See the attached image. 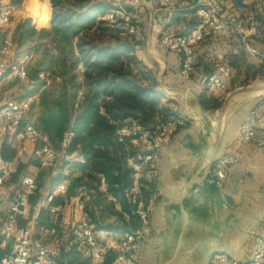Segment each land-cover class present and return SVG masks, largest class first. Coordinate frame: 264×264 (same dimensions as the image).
I'll return each instance as SVG.
<instances>
[{
  "label": "crops",
  "instance_id": "obj_1",
  "mask_svg": "<svg viewBox=\"0 0 264 264\" xmlns=\"http://www.w3.org/2000/svg\"><path fill=\"white\" fill-rule=\"evenodd\" d=\"M124 1L143 20L135 35L140 41L136 47H139V59L153 71L156 90L161 93L158 106L176 105L184 121L176 128L172 147L161 153L152 170L144 166L140 173L143 199L153 206L150 220L154 238L138 253L139 264H161L172 256L178 242L180 249L173 264H216L211 257L216 251L235 259H248L264 237V191L260 186L264 181V147L257 149L255 139L248 144L240 143L238 127L252 111L264 115V72L227 28L220 36L196 46L197 58L190 78L183 79L179 75L178 55L162 48L158 39L163 32L191 30L196 25L197 14L190 9L201 0L195 6L189 0H177V10L171 14L156 11L154 0H140L137 4ZM215 1L221 4L226 17L247 26L252 45L264 46V0ZM98 2L104 0L95 3ZM4 4L5 0H0V5ZM44 4L40 7L47 8L46 24L38 26L39 17L24 18L37 31L50 28L49 0ZM250 15L254 17L252 25ZM17 24L11 27L14 29ZM3 30L0 29L1 39ZM221 64L232 69L225 92L205 86L206 77ZM31 90L32 85H21L23 96ZM34 96L33 106L37 104V94ZM132 143L138 148L136 141ZM233 147L239 148L240 159L228 170L223 187L217 188L214 168ZM70 158L81 161L77 152ZM34 167L38 168L29 164L28 169ZM104 188L100 185L101 191ZM85 194L81 189L77 196L63 200L62 222L67 224L64 229L83 216L79 200Z\"/></svg>",
  "mask_w": 264,
  "mask_h": 264
},
{
  "label": "built area",
  "instance_id": "obj_2",
  "mask_svg": "<svg viewBox=\"0 0 264 264\" xmlns=\"http://www.w3.org/2000/svg\"><path fill=\"white\" fill-rule=\"evenodd\" d=\"M154 1L156 11L171 14L177 10V0ZM139 2L140 0H132L133 4ZM111 6V11L107 12L104 18L113 21L120 17L125 31L134 34L143 21L142 17L134 11L132 14L129 13L128 4L124 0H111ZM195 8L199 22L191 30L186 33L163 32L158 39L162 48L178 55L179 75L183 79L190 78L197 58L196 46L206 39L220 36L227 28L239 39L248 55L264 72V46L255 47L251 44L249 29L242 21L226 17L221 4L215 0H201ZM15 9L13 5H0V27L4 29L0 42V248L5 249L8 246L10 248L9 252L0 257V264H55L59 250L61 248L67 250L71 246H74L83 257L89 258V264H139L138 253L154 238L150 223L153 206L146 204L143 199L139 184L140 173L144 166L152 170L161 153L172 147L177 126L184 124L178 115L177 106L172 105L169 108L170 115L164 121L157 119L147 127L135 124L133 127L123 126L117 132L119 139L123 136L136 135L131 141H138L141 145L140 153L137 155L138 162L129 159L133 171V184L126 192L139 223L137 229L114 234L96 228L84 214L71 222L70 233L68 231L67 236H64L55 224L34 226L32 222H28L25 226L20 225V219L28 213L30 198L38 189L37 171L20 175L15 184L7 187L11 177L17 173V165L14 161L4 160L1 153L3 147L8 145L14 149L15 156L23 155L29 152L31 145L37 143L40 134L33 123L27 120L35 96L29 94L15 99L1 92L7 75H13L22 82L28 81L27 65L32 58V54L27 52L15 60H9V55L16 44L14 29L9 26L14 18ZM253 20V15H250V25L253 24ZM83 73L84 67L80 64L77 66V79L80 82L83 81ZM231 73L232 69L228 65H218L215 71L206 77L205 86L214 91L225 92L226 80ZM38 76L41 80L47 81L50 73L43 70L38 72ZM83 92L81 87L77 92L75 107ZM14 136L21 139L17 146L12 143ZM72 137L73 132L67 130L57 148L47 142L39 145L33 153L40 166L51 165L58 156L66 158ZM254 139L256 148L263 149L264 115L256 111H252L238 127L240 143L248 144ZM240 156L239 148L233 147L218 160L213 176L219 188L223 187L228 170L239 161ZM100 185L105 187L103 178H100ZM260 186L264 191V181ZM66 187L67 183L61 181L46 191L34 208V215H38L41 209H47L53 215L61 214L65 204L52 202L56 195L66 191ZM115 206L119 208L118 204ZM212 260L216 264H264V237L259 248L248 259L239 260L227 253L218 252L212 255Z\"/></svg>",
  "mask_w": 264,
  "mask_h": 264
},
{
  "label": "trees",
  "instance_id": "obj_3",
  "mask_svg": "<svg viewBox=\"0 0 264 264\" xmlns=\"http://www.w3.org/2000/svg\"><path fill=\"white\" fill-rule=\"evenodd\" d=\"M189 1L192 6L196 5L197 0ZM110 4L91 3L90 0H50L49 30L37 31L28 19H24L14 29V41L19 46L33 44L34 47L29 48L42 50L38 66L55 65L51 82L47 86L39 83L42 87L37 92L40 108L37 123L39 132L45 137L44 142L59 145L63 134L71 130L73 137L66 154L77 152L81 158V161L66 164L70 172L58 181L67 182L66 191L64 195H56L52 203L77 196L83 189L87 194L81 195L79 200L83 214L96 228L113 233L139 227L133 205L126 195L133 184L129 159L138 162L136 146L131 141L136 135L119 139L117 132L123 126H131L132 122L147 127L158 116V120L164 121L170 111L158 106L161 93L156 90L155 81L147 77L144 80L133 73L130 66L137 63L134 50L140 44L135 38L137 31L124 33L125 37L116 36V29L108 27L103 19ZM190 10L196 12L195 7ZM194 19L195 25L199 18L195 16ZM93 29L108 30L113 41L94 40L90 35ZM49 46L54 51H50ZM29 48L25 53L30 52ZM77 63L84 66L82 84L77 82L74 74ZM28 65V80L34 81L43 68L35 69L31 75ZM55 74L60 79L58 83L54 82ZM81 85L83 97L75 107L76 92ZM1 155L4 160L13 161L15 151L5 145ZM32 164L38 166L35 162ZM23 168L24 165L18 164L17 173L11 179L18 180ZM100 178L104 180V191L100 190ZM116 204L119 209L115 208ZM104 213L112 216L113 221L105 219ZM54 216L56 223L58 215ZM7 252V249H0V257ZM56 260L57 264H89V258L83 257L74 246L61 249Z\"/></svg>",
  "mask_w": 264,
  "mask_h": 264
},
{
  "label": "rangeland",
  "instance_id": "obj_4",
  "mask_svg": "<svg viewBox=\"0 0 264 264\" xmlns=\"http://www.w3.org/2000/svg\"><path fill=\"white\" fill-rule=\"evenodd\" d=\"M96 1L97 0H94V3ZM5 2H6V4L13 5L14 7H16V9H15L16 12L14 15L15 19L13 20V24L11 21L9 26L17 24V21L19 19H22V18L24 19L28 15L40 18V22H39L38 26L46 24V22H47L46 18H47V16L49 17L48 11H47V8L45 6H43V7H40V6L45 5L44 2L48 3V0H5ZM49 2H50V0H49ZM104 2L105 3H111V0H104ZM49 7H51V6H49ZM127 8H128L127 11L132 14L133 11L129 10V7H127ZM111 9H112V6H110V8L106 11V13L111 11ZM105 14L103 16L104 20H106L104 18ZM106 22L109 25L108 27H113L114 29H116L115 30L116 36L125 37V34L128 35V32L125 31V26H124L123 20H121L120 17L115 18L113 21L106 20ZM13 27H15V26H13ZM0 29H3V28L0 27ZM90 35L93 37L94 40L97 38V40L100 41L101 43H107L109 41H113V38H112L113 35L108 30L103 31V32H99L98 30L93 29L92 31H90ZM0 42H1V33H0ZM32 46L34 47L33 44H21L19 46V44L16 43L13 51L9 55V60H15L21 54L25 53L26 49H28L29 47H32ZM49 48H50V51H54L52 46H49ZM29 50H30L29 53H31L33 55V57L31 58V60L29 62V65H28L29 73L31 75H34L35 69L43 68V70H44V68H45L48 70H44V71H49L50 76L48 77L46 82H42L41 79L39 78V76H37L34 81L28 80L26 82H22V81H19L17 78H15L13 75H7L5 80L3 81V85L1 87V92L5 93L9 97H12L15 99L22 97L23 94L21 91V85H23V84L25 85V83H26V85H32V90H31L30 95H36L37 92L40 90V87H42V86H39V83H45L47 86L48 83L51 82L50 77L54 71L55 65L54 66L53 65L52 66H48V65L38 66V62L40 61L42 50L37 51V50H33L32 48H29ZM138 51H139V47H135L134 53H135V56L137 58V63H136V65H134L132 63L130 66L131 69L133 70V73L138 75L140 78H142L144 80H146L147 78L153 79V76H154L153 71L151 70V68H149L147 65H145L141 59H139V52ZM80 64L81 63H77L75 70H74V74H75L77 82L82 84L83 81L80 82L77 79V66ZM43 70H39V72L43 71ZM53 77H54L55 83H58L60 81V79L57 77L56 74ZM83 80H84V78H83ZM81 87H82V85L78 88V90ZM78 90H77V92H78ZM77 92H76V96H77ZM34 101H36V99H34ZM169 108H167V109H169ZM39 114H40V108H39V104L37 103L35 106L32 105V107L29 111V114L27 116V120L30 121L31 123H33V125L36 127L38 132H39V129H38L37 119L39 117ZM159 118L160 117L158 116L157 119H159ZM133 124L137 125L136 123L132 122L131 127L135 126ZM39 134H40V137H39L37 143L30 146L29 152H27L23 155H20V156H15L13 159V161L16 165H18V164L24 165V168L19 173L20 175L27 174L30 172L32 173L35 169H38V171H39L37 173V177H36L38 192H36V195H34L30 199L27 215L24 218H21L19 221V224L22 226H25L28 222H32L34 226L37 225L38 223L47 224V225H51V224L55 223V216L52 213H50L48 210L41 209L37 216L34 215L33 210H34V208H36L38 201L44 195V193L46 191L50 190L51 188H53L58 183L59 180H63L70 172L67 165H66L67 163H69V161L71 159L70 155H67L66 158H65V156H63V157L58 156L51 165L45 166V167L40 166V164L38 163V160L34 157V154H33L34 150L45 141L44 135H42L40 132H39ZM20 142H21V139L19 137L14 136L12 138V143H14L15 146L19 145ZM137 144H138V148H136V151H137V154H139L140 153L139 150L141 148V145L139 144L138 141H137ZM54 145L55 146H53V147H55V148L58 147L57 144H54ZM34 162L38 163V168L34 167V168L28 169V166H26V165L32 164ZM16 181H17L16 178L13 180L11 179L9 181V183H7L6 186L7 187L12 186L13 184L16 183ZM62 195H64V193ZM62 199H64V198H62ZM103 216L105 219H109V221L113 219L112 216H108V214H105V213L103 214ZM62 217H63L62 214H59L55 224L57 225V227L61 231V233H63L62 231L64 230L65 234L67 235L68 231L70 233L71 223L67 226V228L64 229L63 226L67 225V224H64L62 222ZM113 233L118 234L120 232L114 231ZM10 243L11 242H9V244ZM5 249H7L9 251V247H7ZM56 262H57V260H56Z\"/></svg>",
  "mask_w": 264,
  "mask_h": 264
},
{
  "label": "water",
  "instance_id": "obj_5",
  "mask_svg": "<svg viewBox=\"0 0 264 264\" xmlns=\"http://www.w3.org/2000/svg\"><path fill=\"white\" fill-rule=\"evenodd\" d=\"M214 184H215V182H214ZM215 186L217 188H219L216 184H215ZM223 207L225 208L224 205H223ZM150 223H151V220H150ZM152 230H153V228H152ZM179 245H180V242H178L177 245L175 246L174 251L172 253V256H170L167 260L162 261L161 264H173L174 260L176 259L177 255H178L179 249H180ZM218 252H222V251L213 252L212 255L215 254V253H218ZM212 255H211V257H212Z\"/></svg>",
  "mask_w": 264,
  "mask_h": 264
}]
</instances>
